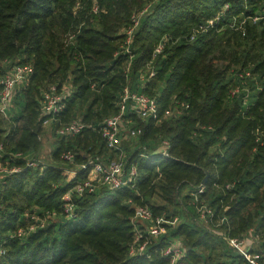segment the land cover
<instances>
[{
	"label": "trees",
	"instance_id": "obj_1",
	"mask_svg": "<svg viewBox=\"0 0 264 264\" xmlns=\"http://www.w3.org/2000/svg\"><path fill=\"white\" fill-rule=\"evenodd\" d=\"M104 1L108 3L103 12L84 18L76 10L82 7L78 0H0V74L12 64H30L33 69L28 84L14 95L16 114L12 116L11 107L13 124L5 135L0 115V162L20 167L0 177V264H171L161 252L172 237H180L186 247L175 264H238L239 255L220 234L240 237L250 228L260 235L255 251L264 261V18L251 20L264 8V0ZM150 1L125 50L124 28L133 12ZM208 20L213 24L198 31ZM241 24L244 33L235 28ZM66 33H75L71 43L63 40ZM164 38L163 51L153 58ZM148 62L155 75L138 86L140 70ZM248 71L253 78L241 84L238 74ZM128 75L134 90L154 96L158 104L155 117L145 121L129 115L141 130L140 143L146 150L150 147L144 156L140 148L128 157L138 167L135 187L101 186L73 194V212L66 215L62 196L87 176V170L69 173L60 165L24 163L25 156L41 147L43 123L54 117L41 113L44 87L54 84L60 91L70 79L73 89L55 117L69 121L77 104L87 102L81 120L97 125L116 112ZM236 85L247 90L231 97ZM175 105L181 113L160 124L169 141L165 157L147 141L159 130L153 122ZM68 149L74 152L71 168L89 155H115L92 128L60 137L54 160ZM17 152L23 157H14ZM205 171L202 196L213 209L210 229L194 220L196 206H185L191 213L188 221L170 227L144 253L129 254L135 207L148 206L172 220L177 208L169 206L180 204L179 198L184 204L191 199L190 194L181 197L180 191L184 186L197 191ZM44 210L59 216L43 228L14 235L28 225L25 213L40 215Z\"/></svg>",
	"mask_w": 264,
	"mask_h": 264
},
{
	"label": "built area",
	"instance_id": "obj_2",
	"mask_svg": "<svg viewBox=\"0 0 264 264\" xmlns=\"http://www.w3.org/2000/svg\"><path fill=\"white\" fill-rule=\"evenodd\" d=\"M79 6L76 2L75 9ZM148 7V6H147ZM228 5H224L223 9H227ZM147 11L145 7L139 12H135L131 15L130 24L125 29L127 36L125 40V50H127L129 44L132 41V35L137 28L141 16ZM98 7L92 8V13H97ZM264 18V8L257 12L252 17V21H257ZM218 19V17L216 18ZM214 20H208L205 25L200 26L198 31L205 30V27L212 25ZM237 30L244 33L243 25H237ZM75 33H66L65 41L71 43L74 40ZM193 38V37H191ZM167 39L164 38L158 43L154 52L153 58L160 54L165 46ZM125 71L128 72L130 61L127 63ZM147 66L151 68L150 72H154L151 62L147 63ZM33 73L32 66L30 64H12L5 72L0 74V115L8 119L9 111L12 107V100L16 91L26 84H28L30 77ZM238 78L241 84L245 82V79L253 78L250 72H241L238 74ZM127 83L122 87L119 95V100L116 103V112L105 117L102 121L97 124L86 123L80 119H71L67 123L61 125L57 130V134L60 137L69 138L73 137L81 132L84 128L95 129L104 140L105 146L113 150L115 156L113 159L104 161L102 156L89 155L84 162L81 164L74 165L72 170L76 171L87 170V176L80 179L75 186L62 196L63 200V211L66 215L73 212V203L71 197L73 194L81 195L84 192H92L97 188L104 186L109 190H115L123 187L134 188L138 178V167L135 162H130L125 152L120 146V134L124 123H131L132 126L128 129L129 135L132 137L138 136L141 130L133 126V117H129L132 113L139 119L144 120L149 117H155L157 111V100L154 96H150L145 92L134 90ZM246 87V86H244ZM94 88V84L91 85ZM242 89L240 86H235L230 89V96H234ZM68 95V94H67ZM64 94L63 89L57 90L56 85L51 84L45 91L42 92L40 99V109L42 114H50L56 116L59 114L64 107V98L67 96ZM247 95L243 97V102L246 101ZM167 112V111H166ZM51 119V118H50ZM169 141L163 139L158 149V152L167 157L169 155ZM4 152V144L0 141V156ZM147 150L145 146H141L140 156H144ZM14 157H23V154L17 152L13 154ZM60 159L72 163L74 161V152L70 149L63 150L60 155ZM25 166L35 167L38 165L35 159L24 157ZM20 169L17 165H10L9 163L0 162V177L6 174L17 172ZM72 171V173H74ZM230 187V185H227ZM206 190L205 185L201 183L197 187V191L194 192V204L196 206V213L201 222L205 224H211V217L213 216V209L206 204L205 199L202 197V193ZM202 201V202H201ZM59 216L58 212L54 210H44L40 215L37 212L25 213V217L28 220V225L25 228H18L14 232L16 236H23L26 233L35 230L36 228H43L49 222L55 220ZM225 218H221L218 224H221ZM134 230V236L129 247V254H142L146 251L147 247L160 236L165 235L170 227L175 226L177 223V216L172 220L167 219L163 215L154 214L148 206H136L134 214L131 218ZM142 222L140 226L139 223ZM200 222V223H201ZM222 239L225 240L229 248L235 251L239 255L238 264H264V261L260 260V255L256 253L261 238L257 234L254 228H250L246 234L240 237H230L225 234H220ZM186 247L180 237H172L169 239L166 247L162 250V255L169 258L171 264H175L182 257H184ZM2 251L0 250V254Z\"/></svg>",
	"mask_w": 264,
	"mask_h": 264
},
{
	"label": "rangeland",
	"instance_id": "obj_3",
	"mask_svg": "<svg viewBox=\"0 0 264 264\" xmlns=\"http://www.w3.org/2000/svg\"><path fill=\"white\" fill-rule=\"evenodd\" d=\"M78 1L82 2L81 3L82 7L78 8L76 10L78 11V14H79V12H83V13H80V14H82L84 16V18H86L87 16H90L92 14L99 15L101 12L104 11V9L106 7V4L108 3V2H106L104 0H102V2H100V0H82V1L78 0ZM151 3H152V1L145 2L143 4V8L146 7L147 10H150ZM94 6L98 7V12L97 13H92V8ZM74 10H75V8H73V11ZM76 10L74 12H76ZM207 28H208V26L205 27V30ZM125 29L126 28H124L123 31H125ZM65 37H66V34L63 35V37H62L63 40H65ZM150 70H151V68L149 66H147V65L145 66V68L140 70L141 75H140V77L137 78L138 81H139L138 86H144L155 75V72H153V74H152V72H150ZM127 73L129 74V72H127ZM127 81H128V83H131V85H132V83L135 84V82L132 81V79H131V77L129 75H128V80ZM50 85L51 84L46 85L44 87L45 89L43 91H45ZM236 86H238V85H236ZM132 88H133V86H132ZM62 89L64 91V94H66V95L70 94V92L73 89L70 79L66 80V82L63 84ZM17 102H18V98H14L12 100V104H11L12 105V109H11L12 116H14L16 114L15 110L17 108L16 107L17 106ZM182 104L183 103H181V105ZM86 107H87V102H83V103L79 102L77 104V106H76V109H75V116L72 117V119H80V120L83 119V114L85 113ZM178 108L179 107H177L176 105L172 106L171 108L168 109V111L166 112L164 117H162L160 120H157V121L153 122V126L159 128V130L157 131V133H155V135H153L151 138H149L147 142L149 143V146L155 147L154 150H158L160 148V145H161L162 140L164 138L163 136H164L165 131L164 130L162 131V129H160L161 122L163 120H165V119H170L172 117L174 118L175 115L181 113V110L178 109ZM10 115H9L8 119H5L3 121L2 127H3L4 132H5L4 135L7 132H9V129H10L11 125L13 124V121L10 118L11 117ZM145 120L146 119H144V121ZM67 122L68 121L60 122L58 117H53V118L48 119L47 121H45L43 123L42 134L40 135L41 147L36 153H34L32 155H29V158L35 159L38 164H43V165H45V164H55V165L63 166V168H65V171L70 173V170H71V167H72V166H70V163L60 159V157L57 160H54V158L52 156L53 152L55 151V148L59 145V140H60V136L57 134V130L61 127V125H63L64 123H67ZM132 123H134V121H132ZM131 126H132L131 123H127V122L124 123V125L122 127V132L120 134V138H121L120 146H121V149L125 152L127 157H129L131 152H133L135 149L136 150H140L141 146H145V145H142L140 143L139 136H136V137L132 136L131 137L129 135L128 129H130ZM138 127H140V126H138ZM65 141H67V140H65ZM148 150H150V147H149V149L147 148V151ZM212 150H214V147L212 148ZM102 157H103L104 161H107L108 156L105 155V156H102ZM184 194H190L191 199H189L188 201H185V204H184L183 200L179 198L180 204H178L176 206H169V209H168V210H174V208H177V213L175 215V216H177V223L175 225H177L179 222L188 221L190 219V215H191V213H189L190 209L187 210V208L185 206L190 208V206H192V205L195 207V206L200 204V202L198 204H194V200H193L194 199V192L191 191L188 186H184L181 189V191H180L181 197ZM204 198H206V196H204ZM153 200L156 201V203H158V204L162 203V201L158 197H154ZM206 204H207V200H206ZM194 220H196V221L199 220L200 221V219L198 217H197V219L194 218ZM139 225L141 226L142 222H140ZM200 226H202V228L210 229L209 228L210 226H208V224H205L204 222H201ZM213 256H214V259L218 258L216 256V254H214Z\"/></svg>",
	"mask_w": 264,
	"mask_h": 264
},
{
	"label": "water",
	"instance_id": "obj_4",
	"mask_svg": "<svg viewBox=\"0 0 264 264\" xmlns=\"http://www.w3.org/2000/svg\"><path fill=\"white\" fill-rule=\"evenodd\" d=\"M207 176H208V172H207V171H205V177H204V179H203L202 183H205V181H206V179H207Z\"/></svg>",
	"mask_w": 264,
	"mask_h": 264
},
{
	"label": "crops",
	"instance_id": "obj_5",
	"mask_svg": "<svg viewBox=\"0 0 264 264\" xmlns=\"http://www.w3.org/2000/svg\"><path fill=\"white\" fill-rule=\"evenodd\" d=\"M128 64L125 65V67L127 66Z\"/></svg>",
	"mask_w": 264,
	"mask_h": 264
}]
</instances>
